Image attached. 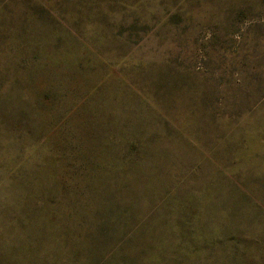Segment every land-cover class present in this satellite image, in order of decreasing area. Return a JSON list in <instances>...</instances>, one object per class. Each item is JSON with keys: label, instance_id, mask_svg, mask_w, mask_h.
<instances>
[{"label": "rangeland", "instance_id": "obj_1", "mask_svg": "<svg viewBox=\"0 0 264 264\" xmlns=\"http://www.w3.org/2000/svg\"><path fill=\"white\" fill-rule=\"evenodd\" d=\"M0 264H264V0H0Z\"/></svg>", "mask_w": 264, "mask_h": 264}]
</instances>
